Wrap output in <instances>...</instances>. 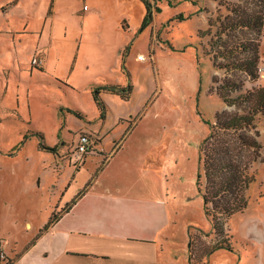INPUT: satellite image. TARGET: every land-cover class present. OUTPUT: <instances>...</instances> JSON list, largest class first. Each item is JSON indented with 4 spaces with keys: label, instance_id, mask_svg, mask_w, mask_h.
I'll return each instance as SVG.
<instances>
[{
    "label": "rangeland",
    "instance_id": "rangeland-1",
    "mask_svg": "<svg viewBox=\"0 0 264 264\" xmlns=\"http://www.w3.org/2000/svg\"><path fill=\"white\" fill-rule=\"evenodd\" d=\"M144 1L152 18L146 27L143 0H0V150L5 155L2 161L18 169L15 192L21 197L35 193L36 207L37 194L45 193L41 208L50 210L46 199L56 192L50 153L54 146L61 148L64 143L60 153L70 152L76 158L80 130L92 129L97 135L103 128L89 84L81 77L101 71L99 77L93 76L101 84L131 85L129 101L103 95L111 111L102 139L144 151L146 169L163 177L165 200L156 210L140 196L143 208L129 216L141 218L143 239L125 256L120 250V259H95L96 264H190L192 238L202 249L220 240L212 234L198 186L199 178L204 180L200 150L216 129V114L239 111L209 93L212 77L225 74L216 72L205 55L206 40L200 32L208 28V17L215 16L219 0ZM84 14H88L85 22ZM262 48L264 44L261 52ZM37 55L44 68L31 66ZM140 55L147 60H140ZM76 110L86 119L72 114ZM32 133L41 134L42 140ZM243 134L263 144L259 157L240 148L234 134L220 133L238 162L256 171V182L247 194L249 210L224 225L232 252L221 249L202 258V251L193 257V264H257V253L241 238L252 243L245 226L264 218L260 158H264V123ZM100 162L92 157L86 164L89 173L83 172L92 177ZM37 178L42 181L41 191ZM76 194L73 185L64 202ZM152 211L162 215L150 216Z\"/></svg>",
    "mask_w": 264,
    "mask_h": 264
},
{
    "label": "crops",
    "instance_id": "crops-1",
    "mask_svg": "<svg viewBox=\"0 0 264 264\" xmlns=\"http://www.w3.org/2000/svg\"><path fill=\"white\" fill-rule=\"evenodd\" d=\"M87 18L88 14H84L83 21ZM262 52L264 57L263 48ZM78 57L79 50L75 61ZM261 63L264 65V58ZM111 65L113 69L114 65ZM85 70L89 73L91 67L87 66ZM101 74L98 71L96 75ZM96 75L92 72L91 76L81 77V81L89 86L93 80L100 83L93 78ZM260 82L264 85V70ZM109 114L102 118L103 128L97 135L92 129L80 130L79 136H90L88 153L81 154L76 147V158L70 152L62 154L64 143L61 148L54 146L50 152L53 157L51 167L56 175L54 183L57 184L55 195L46 199L50 210L41 208L45 193L37 194L39 203L36 207L32 201L35 193L29 191L26 197H21L15 192L19 185L18 169L14 163L2 161L5 155L0 150V264L6 260L13 264H96L95 259H120V250L125 256L133 250L137 240L143 239L141 218L138 220L129 215H135L138 208H143L140 196L148 199L149 207L158 210L161 201L165 200L164 180L162 175H153L146 169L144 151L136 150L137 147L124 148L116 140L102 139L106 135L104 126ZM54 154L63 160H57ZM92 157H99L101 162L96 173L89 177L90 168L86 164ZM33 185V188L37 185L38 190L42 189L41 178ZM73 185L77 194L64 202ZM152 214L162 215L157 211L150 212V216ZM141 216L145 217L144 214ZM245 229L256 246L257 264H264V218L253 220Z\"/></svg>",
    "mask_w": 264,
    "mask_h": 264
},
{
    "label": "trees",
    "instance_id": "trees-1",
    "mask_svg": "<svg viewBox=\"0 0 264 264\" xmlns=\"http://www.w3.org/2000/svg\"><path fill=\"white\" fill-rule=\"evenodd\" d=\"M143 2L147 12L143 26L146 27L152 18L148 4L144 0ZM207 23L208 28L200 32V36L206 40L204 53L210 57L214 70L225 74L223 78L216 74L212 77L209 93L217 95L228 108H238L239 111L216 114V129H212L200 150L204 180L202 182L199 178V192L204 198L205 213L212 225V234L220 240L202 249L195 247V238H192L190 264L196 260L193 257L201 256L197 253L202 251V258L205 253L221 249L232 252L228 239L224 238V225L234 215L248 209L250 200L247 194L256 182V171L238 162L220 133L234 134L239 147L251 151L256 157H259L263 150L261 142L243 133L255 130L260 122L264 123V85L260 82L259 71L264 37V0H239V3L219 0L215 16L208 17ZM247 83L252 86L246 87ZM89 88L101 118L111 111L103 95L116 96L126 102L132 94L130 84L123 87L93 83ZM72 114L77 118L86 119L85 113L79 110ZM33 134L42 140L41 134ZM26 138L28 136L24 137ZM41 145V148H46ZM260 158L264 162L263 156ZM241 242L256 252L254 244L242 238ZM4 264L13 263L6 260Z\"/></svg>",
    "mask_w": 264,
    "mask_h": 264
},
{
    "label": "built area",
    "instance_id": "built-area-1",
    "mask_svg": "<svg viewBox=\"0 0 264 264\" xmlns=\"http://www.w3.org/2000/svg\"><path fill=\"white\" fill-rule=\"evenodd\" d=\"M139 59L142 61L147 60V58L144 56H139ZM43 64H44V61L41 57H39L38 55L33 57L32 63H31L32 66L41 67L43 66ZM263 70L264 68L260 67L259 69L260 73H262ZM90 144H91L90 136L86 134L80 135L78 139V143H77V151L81 154L88 153L90 150Z\"/></svg>",
    "mask_w": 264,
    "mask_h": 264
}]
</instances>
